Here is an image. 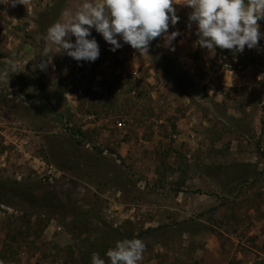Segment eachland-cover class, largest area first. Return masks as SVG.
I'll use <instances>...</instances> for the list:
<instances>
[{
  "label": "rangeland",
  "instance_id": "374dc122",
  "mask_svg": "<svg viewBox=\"0 0 264 264\" xmlns=\"http://www.w3.org/2000/svg\"><path fill=\"white\" fill-rule=\"evenodd\" d=\"M82 3L0 0V54L12 40L24 59L13 75L24 95L0 92V128L29 141L40 167L20 164L22 153L0 142L9 157L0 168V261L91 264L92 253L106 259L116 241L135 237L161 264L264 262V19L258 48L210 55L194 47L191 9L176 0L169 33H180L173 45L185 34L187 48L169 68L161 38L148 54L122 40L113 52L94 28L99 58L78 62L44 37ZM194 63L196 80L184 71Z\"/></svg>",
  "mask_w": 264,
  "mask_h": 264
},
{
  "label": "clouds",
  "instance_id": "9594fccd",
  "mask_svg": "<svg viewBox=\"0 0 264 264\" xmlns=\"http://www.w3.org/2000/svg\"><path fill=\"white\" fill-rule=\"evenodd\" d=\"M27 2L5 0L13 7ZM175 4L176 0H83L74 12L65 10L47 28L44 39L78 62H94L99 58L98 42L88 38L92 28L112 46L113 52L123 46L122 40L140 55L148 54L151 42L157 38L163 40L164 47L175 51L172 42L180 33H169L170 25L179 21ZM181 4L191 9L188 27L196 25L198 39L194 47L205 48L210 55H215L217 47L239 53L246 47L258 48L262 38L258 21L264 19V0H183ZM71 37H75V42ZM50 53L53 52L48 49L36 65L41 71L51 64ZM145 250L142 239L125 238L106 251V259L92 253L91 264H141Z\"/></svg>",
  "mask_w": 264,
  "mask_h": 264
},
{
  "label": "crops",
  "instance_id": "0c3cea01",
  "mask_svg": "<svg viewBox=\"0 0 264 264\" xmlns=\"http://www.w3.org/2000/svg\"><path fill=\"white\" fill-rule=\"evenodd\" d=\"M0 31H1V27H0ZM183 34H181V36ZM191 37H193V36H191ZM185 40H187V39H186V36L184 34L182 37H180L178 39L177 42L175 41V44L173 45L175 47V51H170L169 48L165 47L164 52H163V56L165 58H167L169 61H171V63L180 60L182 58V51H183L181 47L183 46L184 49L187 48V45H186L187 42ZM5 41L7 42V40H5ZM4 51L6 53V56L0 54V92L4 93V94H9V97H12V95H15V94L17 95L19 93L21 95H24V93H21L13 84V75L16 73V71L18 73L21 70L20 68H17L18 63H20L24 59H21V56H19V55H21V53H18L19 52L18 48L16 47V44H12V40H10V41H8V43L4 44ZM13 65H14V68H13ZM198 70H200V67H199V65H196L195 63L194 64H188L184 68V71L187 73V76L193 80L197 79ZM24 73L27 74V72L24 70L19 75L24 76ZM49 89L50 88H47L48 93L50 91ZM27 93L29 94V92H27ZM49 94H50V97H49L50 103L55 105L54 103L56 102L57 95H55L54 92H50ZM31 95H32V97H37L38 96V90H36L35 93L33 92V94H31ZM0 126H2L1 123H0ZM9 133H11V132H8V131L0 128V142L4 141L3 143L6 145L8 144L9 146L10 145L13 146V143H15V145H16L15 148L22 153L20 155L21 159H19V163L20 164H24V163L27 164L28 162L33 160V161H31L30 165L32 167H34V169H36V171H38L37 169L40 168V167L38 168L39 162H38L37 158H34L32 156V153L29 150V147H30L29 141L26 140L29 147H25L23 144L24 142H23L22 138H18L14 134L11 136ZM8 159H9V157H8L7 152L0 155V168L1 169L7 167V160ZM48 170H51V169H48ZM47 173H52V171H48ZM0 207L2 209L4 208L3 205H0ZM54 223H55V220H51V225H54ZM55 228H57L58 231H61V227H55ZM157 253H159L158 250H155V252H154V250H151V251L146 250L144 252V259L141 262V264H161L160 258H155V255H157Z\"/></svg>",
  "mask_w": 264,
  "mask_h": 264
},
{
  "label": "trees",
  "instance_id": "16d2710c",
  "mask_svg": "<svg viewBox=\"0 0 264 264\" xmlns=\"http://www.w3.org/2000/svg\"><path fill=\"white\" fill-rule=\"evenodd\" d=\"M164 57V56H163ZM164 59H167V58H165L164 57ZM167 61V60H166ZM168 62V61H167ZM169 63H171V62H168V64L167 65H165L167 68H169L170 67V64ZM40 83H41V85H40V91H41V93L44 95V94H46L47 92V90L45 89V86L43 85V83H42V81H40ZM11 195V194H10ZM1 203V202H0ZM256 264H264V262H259V263H256Z\"/></svg>",
  "mask_w": 264,
  "mask_h": 264
},
{
  "label": "built area",
  "instance_id": "2783aa9c",
  "mask_svg": "<svg viewBox=\"0 0 264 264\" xmlns=\"http://www.w3.org/2000/svg\"><path fill=\"white\" fill-rule=\"evenodd\" d=\"M21 140H22V139H21ZM23 142H24V143H23V144H24V146H25V145H27V142H26V140H25V139H23ZM13 146H14V147H16L15 143H13ZM49 175H51V173H49ZM50 178H51V177H50ZM51 179H52V178H51Z\"/></svg>",
  "mask_w": 264,
  "mask_h": 264
}]
</instances>
